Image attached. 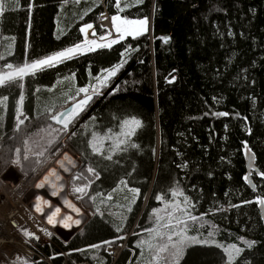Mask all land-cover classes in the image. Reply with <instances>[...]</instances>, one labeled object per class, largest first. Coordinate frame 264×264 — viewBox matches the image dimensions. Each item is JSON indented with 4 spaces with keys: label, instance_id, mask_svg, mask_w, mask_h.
Here are the masks:
<instances>
[{
    "label": "trees",
    "instance_id": "16d2710c",
    "mask_svg": "<svg viewBox=\"0 0 264 264\" xmlns=\"http://www.w3.org/2000/svg\"><path fill=\"white\" fill-rule=\"evenodd\" d=\"M125 3L131 7L119 14L147 17L145 33L0 87V96L9 98L0 110V176L22 146L21 133L13 131L21 92L28 133L35 132L42 120L50 124L47 108L72 104L64 93L74 95L78 87L97 84L96 77L106 75L102 70L119 64L103 95L63 133L81 159L78 184L91 181L82 200L94 215L68 245L56 239L57 245L41 247L43 253L56 264L65 262L60 250L67 253L68 264H112L103 241L117 245L133 230L116 264H137L135 243L155 226L152 209L162 207L155 195L171 199L170 190L176 188L184 194L176 199L188 197L189 211L205 223L203 229L192 225L190 233L209 235L213 227L209 241H215L190 244L176 264H227L218 244L243 250L232 264H264V220L255 202L264 197L259 176L264 172V0H121L122 7ZM0 5L1 68L81 42L84 23L104 34L101 14H117L114 0H0ZM165 36L167 42L161 39ZM131 117L141 126L125 144L113 151L112 141L105 140L102 153L91 151V131H119V121ZM248 151L259 169L253 173L257 192L244 179ZM88 167L99 173L98 179L89 180ZM119 188H139L136 202L129 205L131 197L121 201ZM91 244L100 250H89Z\"/></svg>",
    "mask_w": 264,
    "mask_h": 264
},
{
    "label": "snow or ice",
    "instance_id": "6c2138e0",
    "mask_svg": "<svg viewBox=\"0 0 264 264\" xmlns=\"http://www.w3.org/2000/svg\"><path fill=\"white\" fill-rule=\"evenodd\" d=\"M79 2V0H77ZM137 3L142 2V0H136ZM115 7L117 9V14L111 16L110 27L114 29V32L117 34L114 38L112 37L111 31H105L104 34L99 36V42L95 38L97 36L96 30L92 23H84L80 28L79 32L84 34V39L74 44L71 47H66L62 50L54 51L51 54L45 55L42 58H36L29 61H25L21 64L14 65L12 63H5L3 66V70H0V86H11L14 83H18L25 79L28 76H34L38 72L43 71L46 68L53 67L57 63H61L65 60L71 59L78 54H83L85 52H92L96 49L101 48H111L113 44L117 43L120 40H123L126 36H140L141 34L147 31L148 18H137L130 19L126 16H122L119 13L124 10V8L131 7L130 4L125 3L123 7L121 6V0H114ZM29 9H31L32 5H28ZM90 10V9H89ZM4 11V6L0 5V13ZM86 14V13H85ZM103 15V14H101ZM106 18V17H105ZM91 31V36L93 38H89V30ZM164 42H167L170 38L165 36L161 38ZM127 51V50H126ZM123 55V53H122ZM0 59H3V56H0ZM120 65L117 64L110 69H104L103 72L106 73L103 77L97 76V84H90L87 86L78 87L75 89V94L72 95L70 93H64L68 100L73 101V103L64 108L63 111H53L55 107L53 105L52 108H47L45 111L48 113V119L54 121L56 125H60L62 127L56 128L53 127L52 124L47 125V132L49 135V139L47 140V144H53L56 136H58L61 132H67L69 130L70 125H73L76 120L79 118L80 114L84 111L85 106L89 104V102L93 99V95L99 93V87H102L107 84L109 77L114 76L119 69ZM174 79V78H173ZM168 82H171L169 80ZM99 86V87H98ZM19 87L22 89L24 87L23 84H19ZM91 90V94H90ZM83 94V97L77 99ZM8 96H0V105L6 106V102L8 100ZM23 101L24 95L21 92L19 101L17 102L15 111H16V127L17 129L20 125H23L25 119L27 117L23 111ZM218 115H228L227 113H218ZM21 117H24L22 119ZM93 121L95 118H90ZM141 126V121L136 119L135 117H131L128 119H123L119 121L118 127L119 131L113 132L111 128L105 131H96L93 130L90 133V139L87 140L88 147L91 148V151L94 154H100L103 151L105 140L112 141L111 150H116L121 145L125 144L126 139L131 137L136 130ZM40 131H45V129H40ZM73 136L76 135L75 132L72 133ZM43 140V137H41ZM34 144L37 147H40L41 150L36 152L37 156L43 155V148L40 144V141H34ZM136 147V145H132ZM244 149L247 150L246 142L243 143ZM24 159L28 158V154L32 149L29 147L28 140L24 141ZM16 159L13 160V163L19 162L20 158V148L15 149ZM112 157L109 155L107 159H111ZM67 171V169H65ZM87 172L99 178V173L95 171L94 168L88 167ZM259 176L264 178V172H260ZM59 179V177H57ZM80 178L79 175L74 176L73 179ZM244 179H247L245 177ZM121 184H125V181L121 180ZM91 181L86 184L77 186L73 185L72 192L77 195V199H82L84 195L87 194V190L90 187ZM42 185H37V187H41ZM117 189H113L116 191ZM131 193V199L125 197L126 200H129V205L134 204L136 202L137 196L140 194L139 188H131L129 189ZM53 195H56L53 192ZM99 195V194H98ZM167 194H156L155 200L161 202L162 207H156L152 209V214L154 215L155 226L152 228L145 229L148 233V238L146 240H139L137 247L141 249V259L144 261V264H169V260H171L172 264H175L176 258L179 257L181 250L183 249L185 243L189 240H195V237H189L187 233V220L196 221L199 218L194 216L189 211L190 203L188 197H184L183 201L176 199L178 196H183V192L179 191L176 188L170 190L171 199H166ZM112 197L109 196L108 199ZM39 199V198H38ZM93 199H95L93 197ZM255 202L261 206H264V197L257 196L255 198ZM65 204L70 207L73 211L79 213L80 209L76 208L69 201L65 200ZM36 211L43 213V209L36 205ZM128 211H132L131 207H128ZM60 212V208H56L51 215L47 216V220L49 224H54V217L57 213ZM186 218V219H185ZM66 219H71V217H66ZM74 223L79 224L80 221L76 220ZM68 227V225H65ZM42 231H47L46 229H42ZM116 231H121L120 227H116ZM24 234L26 236L32 237L33 233L24 230ZM214 233L209 232V237H211ZM48 235H51L48 233ZM39 239V237H35ZM119 239H123V237H118ZM175 238V239H174ZM239 239L243 240V237ZM200 243H215V241H199ZM104 244H110L112 241L105 240ZM249 242V246H251ZM90 248H98V244L89 245ZM217 247L222 248L223 254L226 257L227 264H232L235 255L241 253L243 250L237 247L235 244H229L228 246H224L222 244H218ZM144 249H147V253L145 255ZM82 251V250H81ZM164 254H167L165 256ZM20 260L19 257H17ZM21 264H29L28 260L24 259L21 261Z\"/></svg>",
    "mask_w": 264,
    "mask_h": 264
},
{
    "label": "built area",
    "instance_id": "2783aa9c",
    "mask_svg": "<svg viewBox=\"0 0 264 264\" xmlns=\"http://www.w3.org/2000/svg\"><path fill=\"white\" fill-rule=\"evenodd\" d=\"M111 14L106 12L102 15L101 19V28L104 31H111L112 37L114 38L117 34L114 32V29L110 27V20ZM106 17V18H105ZM91 29L89 30V38H93L91 36ZM97 33V31H96ZM102 34L97 33L95 37L99 42V36ZM84 39V34H82ZM127 37V36H126ZM125 37V38H126ZM124 38V39H125ZM123 39V40H124ZM123 40L118 41L115 44L122 42ZM113 44L112 46H114ZM105 49V48H101ZM101 49H96L92 52H85L83 54H78L73 58H77L80 56H84L89 53H93L99 51ZM66 61V60H65ZM64 62V61H63ZM59 63L55 64L58 65ZM54 65V66H55ZM66 154H63L57 161H55L43 174L38 177H34L31 179L23 177L16 186L11 187L7 183L2 180V176H0V256H4L5 259L9 261H14L18 253L30 260H32L35 264H56V262L51 259L50 257L46 256L41 247L44 246H55L56 241L42 234L31 222L30 215L33 214L37 218H39L44 227L51 233L58 235V229L54 227L52 224L48 223L47 217L40 215L34 208V203L39 199H46L45 202L49 204L48 208L55 210L56 208H60L64 214H67L68 217H73L74 221L79 220L80 223L74 225V230L71 231L64 230L62 227L61 229L65 232L71 234L70 239H72L83 227L84 225L92 218L91 214L87 212V210L82 207L78 202L74 201L70 196L67 194L68 190V176L71 174L73 169L78 166L81 162L80 156H77L74 152V155L70 156L69 159L66 160L67 167L69 171L60 170L57 167L59 161L65 157ZM57 172V176L62 178L59 181V184L62 188L59 197L53 195L52 192H47L44 189H40L37 185H40L42 178L45 174L49 172ZM30 192H34L33 197L28 202H24L23 198ZM39 198V199H38ZM65 200L70 201L72 205L76 208L80 209V212L77 213L73 211L70 207L65 204ZM87 218V219H86ZM78 225V226H76ZM33 230L39 237L37 239V245L32 243L26 242L25 238L23 237L22 232L24 230ZM59 238L62 236L58 235ZM63 238V237H62ZM69 239V240H70ZM63 243V241L60 239ZM127 240L123 244L118 246H110L107 249V252L111 255L113 259L112 264H116L119 260L120 256L127 248ZM62 257L65 259L64 264H68V256L64 250H60ZM90 264V263H84Z\"/></svg>",
    "mask_w": 264,
    "mask_h": 264
},
{
    "label": "rangeland",
    "instance_id": "374dc122",
    "mask_svg": "<svg viewBox=\"0 0 264 264\" xmlns=\"http://www.w3.org/2000/svg\"><path fill=\"white\" fill-rule=\"evenodd\" d=\"M148 27V25H147ZM137 37V36H136ZM0 70H3V68L0 67ZM117 75V72L114 76H111L109 77L108 79V82L106 85L102 86V87H99V93L96 94V95H93V99L89 102V104L87 106H85V109L82 113H84L90 106H92L102 95H103V92H102V88L108 86V83L110 82V80L115 77ZM1 87V86H0ZM90 94H91V90H90ZM83 97V94H81V97ZM79 98V99H80ZM71 101V100H70ZM71 103H73V101H71ZM4 105H0V110L1 108H3ZM62 110V109H61ZM61 110H54V111H61ZM81 113V114H82ZM3 116L0 114V126H2V123H3ZM22 119H24V117H21ZM48 122H50V124L53 125V127H56V128H59V127H62L60 125H56L54 121H51L49 119H47ZM40 125L41 127L39 129H37V131L35 132H31V133H28L30 131L29 129V123H27V119H25V122L23 125H20V127L17 129L16 127V122H15V128H14V132H20L21 134V138L19 139V141L21 142V152H20V158H19V162L17 163H13V160L16 159V152L14 154V158L12 160V163H11V167H14L18 172H20L23 177L25 178H28V179H31V178H34V177H38L40 176L41 174H43L55 161H57L63 154H66L71 148L67 145V142H65L64 138H63V133H68L70 131V128L67 132H61L58 136H56L53 144L51 145H48L47 144V140L50 138L49 135H48V132H47V124H45V121L42 120L40 122ZM40 129H45V131H40ZM41 137H43V140H41ZM25 140H28L29 142V147L32 149V151L29 152L28 154V158L27 159H24V141ZM34 141H40V144L42 145V148H43V155L41 156H37L36 155V152L40 151L41 148L40 147H37L35 144H34ZM1 143V142H0ZM76 154V153H75ZM77 155V154H76ZM78 156V155H77ZM52 158V159H51ZM33 163V166L31 167L30 164ZM26 168L29 169V172H26ZM81 168H82V163L80 162L78 164L77 167H75L73 169V171L71 172V174L68 176V190H67V194L68 196H70L74 201L78 202L82 207H84V203H83V200L82 199H77V195H79L78 193L77 194H73L72 192V187L73 185H77V186H80L78 184L79 179L81 178L80 176V171H81ZM79 175L80 178L78 179H73L74 176H77ZM87 176L89 177V180H92L95 178V176L93 174H90V173H87ZM118 193L120 195V200L121 201H126L125 197H131V193L128 192L126 189L124 188H119L118 190ZM85 196V195H84ZM83 196V197H84ZM112 197V196H111ZM113 198L111 199H108V201L112 200ZM107 203V201H106ZM119 202L117 201V204ZM120 205V204H119ZM106 206V205H105ZM101 209H102V205L100 206ZM88 213L91 214V217H93L94 215V212L91 211V210H88L86 209ZM100 211V210H99ZM98 211V212H99ZM117 213V212H116ZM30 215V219H31V222L34 224V226L42 233L44 234L46 237L52 239L53 240H58L60 241V239L63 241L62 244L64 245H68L69 242L73 239H70L68 241H66L64 238H59V234L56 235L54 233H51L49 232L43 225L42 221L37 218L35 215L33 214H29ZM114 216H117L115 214H113ZM87 219V218H86ZM186 219V218H185ZM197 224L198 227L200 229H203L204 228V225L205 223H203L201 220H196V221H191V220H187V235L189 237H195L196 239L193 241V240H189L185 243L183 249L181 250L180 252V255L178 258H176L175 260V264L177 263V261L182 257L185 249L192 243H196V242H199V241H205V240H209L211 237H209V235H194V234H191L190 233V230H191V227L192 225H195ZM42 229H46L47 231H42ZM211 231L210 232H213V227L210 228ZM28 232L30 233H33L34 236L32 237H29V236H26L24 234V231L22 232L23 234V237L25 238L26 242H29V243H32L34 245H37V239L35 237H38V235L33 231V230H30V229H27ZM81 231V230H80ZM48 233H50L51 235H48ZM133 234V230L131 231V233L124 238V241H122L121 243L117 244V245H114V244H108L106 245V248H105V253H107L108 255H110L108 252H107V249L108 247L110 246H118L120 244H123L125 242V240H127L130 236H132ZM148 238V233H144L143 235H141L138 239H137V242L135 243V245L137 246L138 245V241L139 240H146ZM175 239V238H174ZM101 248V246H99L98 248H90L89 250H92V251H99ZM133 256H136V251L133 250V249H130L129 250ZM144 252H145V255L147 253V249H144ZM165 256H167V254H164ZM111 256V255H110ZM236 256V255H235ZM7 257V260L5 259V257L3 256H0V264H21V261L26 259L28 260L29 264H35L32 260L20 255L18 253V256H16L15 260L14 261H9L8 259V256ZM17 257L20 258V260L17 259ZM112 258V257H111ZM113 260V259H112ZM137 264H144V261H142L141 259V249H140V253H139V256L137 257ZM161 264H163V262H161ZM169 264H172L171 260H169Z\"/></svg>",
    "mask_w": 264,
    "mask_h": 264
},
{
    "label": "bare ground",
    "instance_id": "6f19581e",
    "mask_svg": "<svg viewBox=\"0 0 264 264\" xmlns=\"http://www.w3.org/2000/svg\"><path fill=\"white\" fill-rule=\"evenodd\" d=\"M74 155V151L72 149H70L67 153H66V158H63L59 161V163L57 164L58 169L60 170H65L67 169V171H69V168L67 167V162L66 160L69 159L70 156ZM52 159V158H51ZM57 172H49L47 174H45V176L42 178L40 185H42L40 187V189H44L47 192H55L56 193V197H59L60 192L62 190L63 187L60 186L59 181H61L62 178L59 177V179L57 178ZM46 199H39L34 203V208L36 210V205L39 204V206L43 209V213L38 212L40 215H43L45 217H47L48 215H51L52 212L54 210L49 209L48 206L49 204L47 202H45ZM70 202V201H69ZM50 207V206H49ZM66 217H68L67 214H64L62 211H60L59 213L56 214V216L54 217L55 223L52 224L54 227L58 228H62L65 227V225H68V227L63 228L64 230H69L71 231L72 229L74 230V218L71 217V219H66ZM204 220V219H203ZM106 222V221H105ZM78 226V225H76ZM211 227V226H210ZM211 230V229H210ZM244 243V242H243ZM242 244V243H241ZM63 263V262H62Z\"/></svg>",
    "mask_w": 264,
    "mask_h": 264
},
{
    "label": "water",
    "instance_id": "95a60500",
    "mask_svg": "<svg viewBox=\"0 0 264 264\" xmlns=\"http://www.w3.org/2000/svg\"><path fill=\"white\" fill-rule=\"evenodd\" d=\"M129 70H127L126 72H124V74H122L117 81L115 82V84L107 91V93L105 95H108L110 93L113 92V90L115 89V87L118 85V83L124 78V76L127 74ZM104 95V96H105ZM71 105V104H70ZM69 105V106H70ZM67 106V107H69ZM66 107V108H67ZM64 109H62L61 111H63ZM246 169H247V182L249 187L251 188V190H253L254 192H257V186L256 183L253 179V173H259V169L255 163V160L253 158V156L250 154V152H247V164H246ZM23 178V175L18 172L14 167L9 168L3 175H2V180L7 183L9 186L14 187L18 184V182ZM34 192H30L27 195H25V197L23 198L24 202H28L31 197H33ZM260 211H261V215L262 218L264 220V206L260 205ZM58 234L60 236H62L66 241H68L70 239L71 234L68 232L63 231L62 229H58Z\"/></svg>",
    "mask_w": 264,
    "mask_h": 264
}]
</instances>
